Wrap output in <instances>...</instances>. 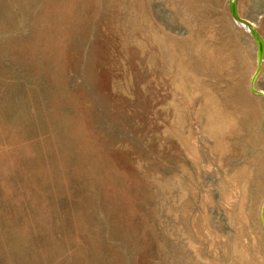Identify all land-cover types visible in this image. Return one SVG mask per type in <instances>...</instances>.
Returning a JSON list of instances; mask_svg holds the SVG:
<instances>
[{
	"label": "rangeland",
	"instance_id": "obj_1",
	"mask_svg": "<svg viewBox=\"0 0 264 264\" xmlns=\"http://www.w3.org/2000/svg\"><path fill=\"white\" fill-rule=\"evenodd\" d=\"M256 65L229 0H0V264H264Z\"/></svg>",
	"mask_w": 264,
	"mask_h": 264
},
{
	"label": "bare ground",
	"instance_id": "obj_2",
	"mask_svg": "<svg viewBox=\"0 0 264 264\" xmlns=\"http://www.w3.org/2000/svg\"><path fill=\"white\" fill-rule=\"evenodd\" d=\"M229 7H230V11L232 13V15L237 19L239 20L240 24H243V22H246L251 31L254 33V38L256 39L257 41V48H258V43L260 44V46L262 47V50H263V55H262V58L259 60L258 59V66L256 65L255 67V74L252 78V82L254 80V84L253 86L255 85V81L257 79V76L259 74V72L261 71V65H262V61H263V58H264V39H263V36L261 35L260 31L257 29V27L255 26V24L253 22H251L250 20L246 19L243 17L242 13L240 12L239 10V7H238V0H229ZM213 15V14H212ZM237 23V22H236ZM243 26H245L243 24ZM214 29V28H213ZM248 30V29H247ZM207 38V37H206ZM220 39V38H219ZM217 45V44H216ZM252 82H251V86H252ZM181 88H183L185 90V87L182 85L180 86ZM254 89H255V93H258V94H262L264 95V92H262L261 90H257L254 86ZM182 93V92H181ZM209 102V101H208ZM209 110L211 112V115H210V127L211 129L216 133L218 134V132H223V131H226V129L232 124L233 120L225 113L222 111V109L218 106V105H214L210 102L209 104ZM236 121V120H235ZM238 124V123H237ZM232 126L234 127V125L232 124ZM230 130V129H228ZM231 131V130H230ZM226 133V132H225ZM220 134V133H219ZM224 135V133H223ZM220 142V141H219ZM219 144V143H218ZM222 144H224L222 142ZM221 145V144H220ZM225 145V144H224ZM222 146V145H221ZM224 147V146H223ZM196 154V153H195ZM248 185V184H246ZM245 187V186H244ZM247 187V186H246ZM242 189V188H241ZM244 189V188H243ZM247 191V188L245 189ZM238 191V190H237ZM244 191V190H243ZM245 191V193H246ZM244 194L243 196V200L241 201V212L240 214L243 215V218L245 216V212H244V207H246V200H247V197H246V194ZM241 200V199H240ZM233 201V200H232ZM239 214V215H240ZM242 217V216H240ZM248 217V216H247ZM245 219V218H244ZM243 219V220H244ZM247 219V218H246ZM245 219V220H246ZM247 223V221H246ZM210 248V247H209ZM234 250V249H233ZM243 251H246L243 249ZM242 251V253H243ZM248 253V252H246ZM244 254V253H243ZM246 255V254H245ZM244 255V256H245ZM249 255V254H248ZM250 256V255H249ZM243 257V255H242ZM247 258V257H246ZM242 259V258H241ZM207 260V259H206Z\"/></svg>",
	"mask_w": 264,
	"mask_h": 264
},
{
	"label": "water",
	"instance_id": "obj_3",
	"mask_svg": "<svg viewBox=\"0 0 264 264\" xmlns=\"http://www.w3.org/2000/svg\"><path fill=\"white\" fill-rule=\"evenodd\" d=\"M243 24L245 25V27L250 31V33L254 37V33L251 31L249 25L246 22H243ZM262 55H263V50H262V47L260 46V44L258 43V59L259 60L262 58ZM253 84H254V80L252 82V90L255 91Z\"/></svg>",
	"mask_w": 264,
	"mask_h": 264
}]
</instances>
